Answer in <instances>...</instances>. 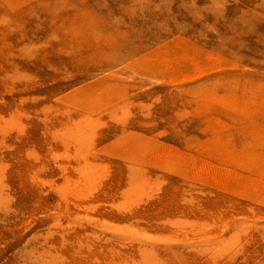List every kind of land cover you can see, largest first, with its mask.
Returning a JSON list of instances; mask_svg holds the SVG:
<instances>
[{
    "label": "rangeland",
    "instance_id": "rangeland-1",
    "mask_svg": "<svg viewBox=\"0 0 264 264\" xmlns=\"http://www.w3.org/2000/svg\"><path fill=\"white\" fill-rule=\"evenodd\" d=\"M26 263L264 264V0H0V264Z\"/></svg>",
    "mask_w": 264,
    "mask_h": 264
},
{
    "label": "bare ground",
    "instance_id": "bare-ground-1",
    "mask_svg": "<svg viewBox=\"0 0 264 264\" xmlns=\"http://www.w3.org/2000/svg\"><path fill=\"white\" fill-rule=\"evenodd\" d=\"M196 70H197V69H196ZM212 91H213V90H212ZM253 113H254V112H253ZM20 123H21V122H20ZM54 129H55V128H54ZM52 130H53V129H52ZM73 139H74V138H73ZM78 141H79V140H78ZM78 141H77V142H78ZM81 141H82V140H81ZM85 142H86V141H85ZM69 143H70V142H69ZM82 143H83V142H82ZM82 143H80V144H82ZM9 147H10V146H9ZM9 147H8V148H9ZM77 148H78V147H77ZM62 154H63V153H62ZM31 155H32V154H31ZM85 155H86V154H85ZM241 157H242V156H241ZM241 157H240V158H241ZM67 158H68V157H67ZM243 158H244V157H243ZM65 159H66V158H65ZM95 163H96V162H95ZM244 163H245V162H244ZM97 166H98V165H97ZM256 168H257V167H256ZM80 171H81V170H80ZM80 171H79V172H80ZM105 173H106V172H105ZM148 177H149V176H148ZM60 189H61V188H60ZM191 189H192V188H191ZM182 191H183V190H182ZM84 193H85V192H84ZM154 193H155V192H154ZM85 194H86V193H85ZM155 195H156V194H155ZM186 195H187V194H186ZM186 195H185V196H186ZM140 196H141V195H140ZM194 199H195V198H194ZM128 200H129V199H128ZM134 200H135V199H134ZM132 201H133V199H132ZM193 202H194V201H193ZM127 203H128V202H127ZM142 203H143V202H142ZM144 203H145V202H144ZM127 208H128V207H127ZM136 209H137V208H136ZM123 210H124V209H123ZM86 212H87V211H86ZM88 212H89V211H88ZM130 213H131V212H130ZM187 222H188V221H187ZM217 222H218V221H217ZM210 224H211V223H210ZM184 226H185V225H184ZM131 236H132V235H131ZM255 236H256V235H255ZM128 240H129V239H128ZM203 250H204V249H203ZM196 256H197V255H196ZM234 256H235V255H234ZM26 264H27V263H26Z\"/></svg>",
    "mask_w": 264,
    "mask_h": 264
}]
</instances>
